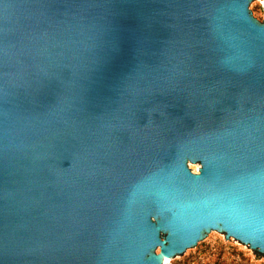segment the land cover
I'll use <instances>...</instances> for the list:
<instances>
[{
  "label": "water",
  "instance_id": "95a60500",
  "mask_svg": "<svg viewBox=\"0 0 264 264\" xmlns=\"http://www.w3.org/2000/svg\"><path fill=\"white\" fill-rule=\"evenodd\" d=\"M263 3L0 0V264L264 253Z\"/></svg>",
  "mask_w": 264,
  "mask_h": 264
},
{
  "label": "rangeland",
  "instance_id": "374dc122",
  "mask_svg": "<svg viewBox=\"0 0 264 264\" xmlns=\"http://www.w3.org/2000/svg\"><path fill=\"white\" fill-rule=\"evenodd\" d=\"M254 18L264 22V3L251 11ZM160 253V252H159ZM162 263L167 264H264V253L255 252L236 242L215 233L199 250L177 261L171 257Z\"/></svg>",
  "mask_w": 264,
  "mask_h": 264
},
{
  "label": "bare ground",
  "instance_id": "6f19581e",
  "mask_svg": "<svg viewBox=\"0 0 264 264\" xmlns=\"http://www.w3.org/2000/svg\"><path fill=\"white\" fill-rule=\"evenodd\" d=\"M160 252V251H159ZM163 258H165V260H167L169 257H167V256H164Z\"/></svg>",
  "mask_w": 264,
  "mask_h": 264
}]
</instances>
